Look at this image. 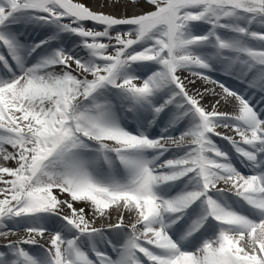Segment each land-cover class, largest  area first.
Listing matches in <instances>:
<instances>
[{
    "label": "snow or ice",
    "instance_id": "obj_1",
    "mask_svg": "<svg viewBox=\"0 0 264 264\" xmlns=\"http://www.w3.org/2000/svg\"><path fill=\"white\" fill-rule=\"evenodd\" d=\"M100 2L0 0V264H264V0Z\"/></svg>",
    "mask_w": 264,
    "mask_h": 264
},
{
    "label": "rangeland",
    "instance_id": "obj_2",
    "mask_svg": "<svg viewBox=\"0 0 264 264\" xmlns=\"http://www.w3.org/2000/svg\"><path fill=\"white\" fill-rule=\"evenodd\" d=\"M82 2H84L87 5H89L90 7H92L93 10L103 11V12H106V13H112V14L117 15V16L121 15L123 10H124V6L123 5H114V6L109 7L107 5V3H105V6L101 7L100 0H95V2H93V0H82ZM146 10H150L149 5H147V4H142L138 8H132L131 6H128L127 7V14L131 15V14H133V12H140V11H146ZM182 75H187V73H183ZM190 87H194V86H190ZM209 101L210 100L206 99L205 103L207 104ZM233 105H234V102L221 103L220 106H221L223 111L231 113L232 110H229V109H230V107H233ZM219 131H221L222 133L228 135V132L225 129L220 128ZM9 166H14V165H9ZM77 206L79 207L80 205H77ZM65 211H67V210H65ZM108 222L109 223L110 222L111 223H115L116 222V213L115 212H113L112 219L110 221L107 220V219L101 218V219H98L96 221V225L104 224V223H108ZM126 222H127V218H126ZM0 238L3 239L2 237H0ZM12 238L14 239L15 237H12Z\"/></svg>",
    "mask_w": 264,
    "mask_h": 264
},
{
    "label": "bare ground",
    "instance_id": "obj_3",
    "mask_svg": "<svg viewBox=\"0 0 264 264\" xmlns=\"http://www.w3.org/2000/svg\"><path fill=\"white\" fill-rule=\"evenodd\" d=\"M223 79V78H222ZM228 83H230L233 87H235V88H240L238 85H235V84H233L231 81H228ZM213 87V85H204V84H202L201 82H197V84L196 85H194V88H203V87ZM216 91L217 92H219L220 90H219V88L217 87L216 88ZM206 99H208V100H212V99H214L213 97H211V96H208V97H206ZM205 99V100H206ZM223 103V102H222ZM219 110L220 111H223L222 110V108H221V106H219ZM229 110H232V112L234 111V105H233V107H230V109ZM222 129H224V128H222ZM227 132H228V135H235L231 130H228V129H225ZM238 138V137H237ZM44 241H41V243H43Z\"/></svg>",
    "mask_w": 264,
    "mask_h": 264
}]
</instances>
